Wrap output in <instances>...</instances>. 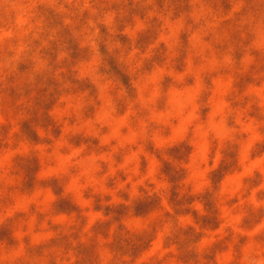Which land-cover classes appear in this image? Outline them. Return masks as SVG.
<instances>
[{
    "label": "rangeland",
    "instance_id": "374dc122",
    "mask_svg": "<svg viewBox=\"0 0 264 264\" xmlns=\"http://www.w3.org/2000/svg\"><path fill=\"white\" fill-rule=\"evenodd\" d=\"M0 264H264V0H0Z\"/></svg>",
    "mask_w": 264,
    "mask_h": 264
}]
</instances>
